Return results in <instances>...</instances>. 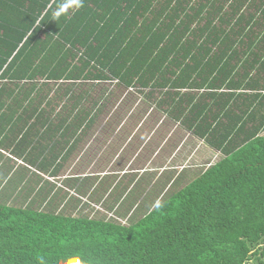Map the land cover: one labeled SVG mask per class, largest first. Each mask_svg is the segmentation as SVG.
Instances as JSON below:
<instances>
[{
    "label": "trees",
    "instance_id": "trees-1",
    "mask_svg": "<svg viewBox=\"0 0 264 264\" xmlns=\"http://www.w3.org/2000/svg\"><path fill=\"white\" fill-rule=\"evenodd\" d=\"M82 5L0 0V264H264V0ZM128 94L222 158L110 186L147 114Z\"/></svg>",
    "mask_w": 264,
    "mask_h": 264
},
{
    "label": "rangeland",
    "instance_id": "rangeland-1",
    "mask_svg": "<svg viewBox=\"0 0 264 264\" xmlns=\"http://www.w3.org/2000/svg\"><path fill=\"white\" fill-rule=\"evenodd\" d=\"M123 104L125 105V108L132 105L131 108H136L137 110L143 106L141 103H139L137 96L132 97V95L130 94L127 95V99ZM142 110L147 113L146 116L140 118L138 117L136 123L134 122V124L131 126V129L137 130L138 132L142 129L146 132L147 137L143 141L145 135H142L143 133L141 130L139 134V139L137 140L138 142L135 143H138L137 149L135 151H132L130 157L127 156L129 158L127 161H122L123 165H120L119 162H116L118 159L116 158L118 152L115 151L113 153V157L110 160V163L112 165L107 166L106 169L109 168V170H117L119 172V175L117 178H114L110 181V186H113L115 184L117 179L122 175L121 173L126 171V169L128 170L131 168H135L137 172L139 171V173H135L136 175L141 174L145 170L155 169L156 171L150 174H145L143 177L146 181H143L141 183V188H143L142 194L144 192V194H148L149 198H154L157 193L158 196H160L159 190H163L166 185L167 180H164V177L167 176L166 172L169 171L170 174H174L172 171L180 173V171L186 167L204 168L210 164L219 161L222 158L219 151L209 148L202 140L195 138L188 131L182 129L178 124L176 125V123L169 121L167 118L164 117L162 113L157 112V110H153L149 113L147 111V105L143 106ZM127 118H129V115ZM126 121L127 120H123V122ZM151 131H153V133L154 131H156L155 136L153 138V147H155V149L153 148L154 150H152V147L147 148L144 146V144L148 141V137H150L151 135ZM262 134H264V131L262 132ZM127 141L128 140H126L124 137L120 140V144H122V146H125L128 143ZM99 145V143L96 144L95 140H93L92 145L87 146V152H91L93 150V146H95V149H99ZM122 146L119 149H121ZM124 149L122 150L123 153ZM90 155L91 154L87 153V161H89L88 157ZM101 155L104 156L105 154ZM5 157L11 158L7 153H5ZM8 161L9 164H13L14 167L17 164L21 165L20 163H22L21 161L16 160L14 158L8 159ZM77 168L78 167L68 168L63 173V175L66 176L68 174H73L75 173V170ZM95 169L98 168L96 167ZM98 171H102V169H98ZM155 173L156 177L154 176ZM159 173H162V178L156 179ZM128 178L129 177L125 178V180H128ZM62 179L63 177L49 180H53L56 182L55 187H60V185H62ZM154 179L157 180V183H152ZM160 180H162L161 183H158V181ZM123 185L126 186L125 184ZM55 187L53 190H55ZM122 187H120V189ZM65 191L69 194H74L73 190L70 187H66ZM142 194H140V196H143ZM95 197L96 198L92 201L90 200V207L96 209L97 211H100L103 215L114 216V213L112 211L107 210V208L104 206L106 201L102 203L101 200L102 204H99L98 196ZM89 211L91 210L88 209L87 212Z\"/></svg>",
    "mask_w": 264,
    "mask_h": 264
},
{
    "label": "clouds",
    "instance_id": "clouds-1",
    "mask_svg": "<svg viewBox=\"0 0 264 264\" xmlns=\"http://www.w3.org/2000/svg\"><path fill=\"white\" fill-rule=\"evenodd\" d=\"M72 4L75 5V7H77V8L83 6L82 5V0H72ZM61 11H63V9H61ZM60 14H61V12H57L56 13V16L58 17ZM40 24H41V21L38 19L36 21V24H35V27L34 28L39 27ZM29 36H31V33H29ZM75 264H81V262L80 261H76Z\"/></svg>",
    "mask_w": 264,
    "mask_h": 264
}]
</instances>
